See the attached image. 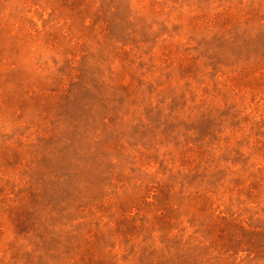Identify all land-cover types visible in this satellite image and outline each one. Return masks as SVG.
I'll list each match as a JSON object with an SVG mask.
<instances>
[{
	"label": "rangeland",
	"instance_id": "rangeland-1",
	"mask_svg": "<svg viewBox=\"0 0 264 264\" xmlns=\"http://www.w3.org/2000/svg\"><path fill=\"white\" fill-rule=\"evenodd\" d=\"M0 264H264V0H0Z\"/></svg>",
	"mask_w": 264,
	"mask_h": 264
}]
</instances>
